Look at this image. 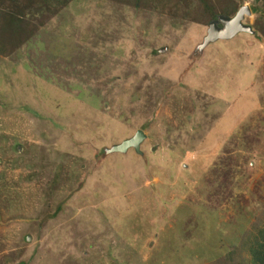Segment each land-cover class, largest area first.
I'll return each mask as SVG.
<instances>
[{
	"label": "rangeland",
	"instance_id": "374dc122",
	"mask_svg": "<svg viewBox=\"0 0 264 264\" xmlns=\"http://www.w3.org/2000/svg\"><path fill=\"white\" fill-rule=\"evenodd\" d=\"M136 1L0 0V264H249L264 0L201 51V0Z\"/></svg>",
	"mask_w": 264,
	"mask_h": 264
},
{
	"label": "trees",
	"instance_id": "16d2710c",
	"mask_svg": "<svg viewBox=\"0 0 264 264\" xmlns=\"http://www.w3.org/2000/svg\"><path fill=\"white\" fill-rule=\"evenodd\" d=\"M71 0H38V9L49 12L52 8L55 10L68 4ZM147 2L151 0H137L136 3ZM230 3H229V2ZM154 4L161 3V0H153ZM23 3H32V0H23ZM236 1L225 0V2L217 9L215 4H211L209 0H201L203 14L208 17V21L216 20L219 16L232 17L237 11L235 6ZM142 4V3H141ZM234 4V5H233ZM136 5V4H135ZM12 14L9 15L11 17ZM254 233L248 241L246 240L247 247L244 249L247 253V262L249 264H264V213L262 222L254 224L252 227Z\"/></svg>",
	"mask_w": 264,
	"mask_h": 264
},
{
	"label": "water",
	"instance_id": "95a60500",
	"mask_svg": "<svg viewBox=\"0 0 264 264\" xmlns=\"http://www.w3.org/2000/svg\"><path fill=\"white\" fill-rule=\"evenodd\" d=\"M249 16H251V9L247 5H243L232 18L219 16L216 20L211 21L208 25L207 34L203 38L202 43L198 46V50L201 51L208 44L217 40H230L239 33L251 32V28L242 23L244 18ZM219 22L223 24L222 27L218 26ZM163 51H165V49ZM144 139V133L138 130L131 138L111 146L109 149H106L105 152L108 154L125 153L129 149H133L135 153L141 154L139 148Z\"/></svg>",
	"mask_w": 264,
	"mask_h": 264
},
{
	"label": "flooded vegetation",
	"instance_id": "af4514ba",
	"mask_svg": "<svg viewBox=\"0 0 264 264\" xmlns=\"http://www.w3.org/2000/svg\"><path fill=\"white\" fill-rule=\"evenodd\" d=\"M219 26H222V25H219Z\"/></svg>",
	"mask_w": 264,
	"mask_h": 264
}]
</instances>
